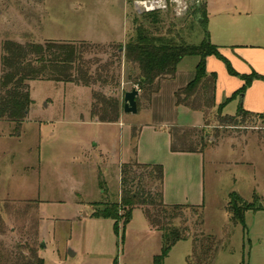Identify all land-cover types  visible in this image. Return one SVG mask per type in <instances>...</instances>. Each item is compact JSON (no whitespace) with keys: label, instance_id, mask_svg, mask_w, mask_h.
I'll use <instances>...</instances> for the list:
<instances>
[{"label":"rangeland","instance_id":"374dc122","mask_svg":"<svg viewBox=\"0 0 264 264\" xmlns=\"http://www.w3.org/2000/svg\"><path fill=\"white\" fill-rule=\"evenodd\" d=\"M194 1L0 0V77L6 41L53 39L93 44L92 54L86 56L99 61L92 68L109 66L105 77L116 79L94 87L33 80L28 118L21 123L0 118V264H22L33 253L45 264H151L152 256L161 252L162 232L151 229L141 208L134 209L123 240L122 230L117 234L113 223L91 217L96 203L120 199L121 164L130 160L129 143L132 151L134 134H140L144 124L195 120L182 107L179 113L171 107V88L177 80L163 87L159 97L158 92L141 90L135 84L139 71L126 61L119 45L143 24L192 45L200 44L209 31L212 42L225 36L264 49L263 0H206L205 24L189 11ZM154 8L160 13L155 27L145 15ZM198 59L184 58L178 67L181 76L195 74ZM134 88L140 91L138 113L122 111V124L93 120L94 90L120 98L123 108L125 93ZM219 114L209 110L205 126L197 128L208 151L204 161L169 152L157 157L169 188H193L202 170L206 184L204 206L184 208L175 220L180 229H189V237L174 245L165 264H189L196 238L204 234L216 243L209 264H264V113L239 123H222ZM148 138L147 132L145 147L151 145ZM158 144L164 147V140ZM8 148L12 152L6 154ZM145 182L148 189L156 185L146 174ZM233 191L257 205L246 212L245 226L228 212Z\"/></svg>","mask_w":264,"mask_h":264},{"label":"trees","instance_id":"16d2710c","mask_svg":"<svg viewBox=\"0 0 264 264\" xmlns=\"http://www.w3.org/2000/svg\"><path fill=\"white\" fill-rule=\"evenodd\" d=\"M207 1L195 0L189 11L192 15L207 21ZM153 27L160 21L158 10L148 11L145 14ZM93 44L85 41L72 40H46L44 43L30 42L22 44L8 40L4 44L2 56V73L0 77V118L23 122L30 113L33 102L30 94V82L33 80H58L74 82L88 87L95 84H107L116 81L115 77H105V72L110 68L100 65L92 68V63L98 60L87 58L92 54ZM128 63L133 64L139 71L135 84L150 94L160 90L164 79L176 77L180 62L187 56H197L195 74L193 78L176 93L177 105L189 107L193 110H202L205 113L217 106L216 90L218 74L207 70V58L215 56L227 67L230 75L244 81L241 88L233 93L225 102L218 106L219 121L222 123L243 122L252 112L245 110L243 105L238 107L235 115H222L223 107L236 96H242L255 79L264 80V75L252 70L251 73H240L230 60L221 53L218 45L214 44L209 31L205 39L198 45L178 42L176 35L169 37L156 33L152 28L143 24L135 27V33L125 45H119ZM120 51V52H121ZM92 116L100 122L114 123L121 118L122 100L118 97L108 96L104 91L94 90L92 93ZM138 101V98H137ZM260 115V114H258ZM172 137L171 150L173 152H203L206 146L201 130L172 125L167 128ZM140 131V129H139ZM133 146L137 152V138ZM145 174L152 183L153 188L145 184ZM164 166L159 163H140L136 159L121 164V199L118 202L96 203L91 217L112 219L114 230L124 239L125 226L132 218L135 208H141L150 225L161 231L163 245L161 252L153 259L152 264H165L174 245L188 239V228L180 229L175 224L179 214L184 208L200 210L204 204H168L164 200ZM228 211L235 223L245 226V214L248 210L257 209L254 202H249L238 192L230 194ZM2 217L0 216V219ZM212 235H202L196 238L195 249L192 256L188 257L189 264H209L213 259V250L216 245ZM195 258V259H194ZM22 264H45V260L33 253L32 258L22 261ZM120 264V263H119ZM200 264V263H199Z\"/></svg>","mask_w":264,"mask_h":264},{"label":"crops","instance_id":"0c3cea01","mask_svg":"<svg viewBox=\"0 0 264 264\" xmlns=\"http://www.w3.org/2000/svg\"><path fill=\"white\" fill-rule=\"evenodd\" d=\"M246 14H249V13L247 12ZM231 39H232L231 37L223 36V38H221V40H219L218 42L216 41H213V42H215L216 45L219 46L221 53L230 60L234 68L240 73L249 74L252 72V70H255L258 73L264 75V49L254 47L257 45L248 44L247 42H232L233 40ZM207 70L209 72L215 71L218 74L217 90H216L217 106L214 108V110L218 111V106L221 105L223 102H225L229 97H231L235 91L241 88L242 85L244 84V81L236 76L230 75L227 71V67L224 64V62H222L215 56H209L207 58ZM193 76L194 74L190 76H184V75L181 76V73L177 72V75L175 78L165 79L161 83V88L158 91L157 97H159L160 91L163 87L171 83L173 84L175 80L178 81L179 84L173 85V87L171 88V97H172L171 107L173 108V111H175L176 113H179V108L182 107L184 110L183 112L185 114H189L191 116H194L195 118L194 121H187L184 123H180L179 120L171 121L169 122L170 126L180 125V126L187 127V128H203L205 126L206 113L204 111L193 110L186 106L177 105L176 103V97H175L176 91L179 88L185 86L193 78ZM158 101L156 100V106H159ZM240 105H243L245 110L252 112L254 114L252 116L264 113V80L255 79L251 83L249 88L246 90L244 95L236 96L234 99L230 100L223 107V109L221 110V114L222 115H235ZM163 110H166V108H164ZM235 110L236 112L234 113ZM93 120L96 122H100V121H97L96 119H93ZM102 123H105V122H102ZM119 123L122 124V121H120ZM162 125H164L165 127L164 126L162 127ZM162 125L144 124L142 128L140 129V134L137 138V152L134 153L133 149L131 151L130 143H129L128 151H130V154L128 153L127 160L131 159L132 157L133 159L138 160L140 163L154 164V163H157L156 161H158L159 159L157 157L165 154V152H169L170 154L196 155L200 158V162L202 158L204 161V158L208 151L173 152L171 150L172 137H171L170 132L167 129L170 126L168 124H166L167 126L165 124H162ZM162 128H164L163 130L165 131H162ZM147 132L149 136L148 139H150L151 141V145L149 147L147 145L145 147V145L143 144V137ZM161 139L164 140V144H163L164 147H160V145L158 144V141L161 142ZM225 140L226 139H224V143L226 142ZM227 141L230 142L232 146H234V143L231 142V138H228ZM219 147H220L219 145L216 146V149H218ZM11 152H12V149L8 148L6 154L11 153ZM203 168H204V164H203ZM191 186H193V188H189L188 186L183 187V188L171 186L169 188V185L165 184L164 185L165 202L168 204L169 203L171 204H197V205L203 204L206 198V187H205L206 184H205V175H204L203 170H202V174L199 177H197L195 181L192 182ZM120 199H121V191H120ZM120 199L118 201H120ZM98 219L105 220V221L111 222V224L112 223L114 224V221L112 219H104V218H98ZM150 227L153 231L154 230L158 231L157 229L153 228L151 225ZM157 254L152 256L151 264L153 263V259ZM119 263L120 264H132V263H126V262H123V263L119 262Z\"/></svg>","mask_w":264,"mask_h":264},{"label":"water","instance_id":"95a60500","mask_svg":"<svg viewBox=\"0 0 264 264\" xmlns=\"http://www.w3.org/2000/svg\"><path fill=\"white\" fill-rule=\"evenodd\" d=\"M201 20L202 19L200 18L199 21H201ZM139 93H140V91L136 88L125 93L124 104H123V111L125 113H133V114L138 113L139 108H138L137 98L139 96ZM261 206H262V204H261Z\"/></svg>","mask_w":264,"mask_h":264},{"label":"built area","instance_id":"2783aa9c","mask_svg":"<svg viewBox=\"0 0 264 264\" xmlns=\"http://www.w3.org/2000/svg\"><path fill=\"white\" fill-rule=\"evenodd\" d=\"M146 8H151V7H146ZM155 9V8H154ZM154 9H152V10H149V11H153ZM156 10V9H155Z\"/></svg>","mask_w":264,"mask_h":264}]
</instances>
